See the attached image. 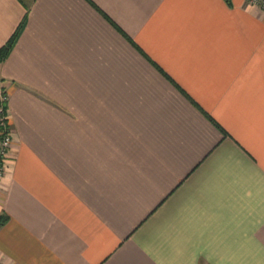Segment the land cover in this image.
Instances as JSON below:
<instances>
[{"label": "crops", "instance_id": "1", "mask_svg": "<svg viewBox=\"0 0 264 264\" xmlns=\"http://www.w3.org/2000/svg\"><path fill=\"white\" fill-rule=\"evenodd\" d=\"M12 143L0 264H264V10L0 0Z\"/></svg>", "mask_w": 264, "mask_h": 264}, {"label": "built area", "instance_id": "2", "mask_svg": "<svg viewBox=\"0 0 264 264\" xmlns=\"http://www.w3.org/2000/svg\"><path fill=\"white\" fill-rule=\"evenodd\" d=\"M247 2L255 4L264 10V0H247ZM7 100L6 91L0 87V179L5 171L4 168H6L12 143L11 128L7 121V108H4Z\"/></svg>", "mask_w": 264, "mask_h": 264}, {"label": "trees", "instance_id": "3", "mask_svg": "<svg viewBox=\"0 0 264 264\" xmlns=\"http://www.w3.org/2000/svg\"><path fill=\"white\" fill-rule=\"evenodd\" d=\"M228 1V0H226ZM26 14L24 15L23 19L21 20V22L19 23V25L17 26V28H15V31L11 34V36L7 39V41H5V43L0 46V61L4 60L10 53L12 47L14 46V44L16 43V40L18 39V36L21 32V28L24 27V24L26 22ZM4 108H7V104L4 105ZM5 220V216H1L0 217V222H3Z\"/></svg>", "mask_w": 264, "mask_h": 264}, {"label": "rangeland", "instance_id": "4", "mask_svg": "<svg viewBox=\"0 0 264 264\" xmlns=\"http://www.w3.org/2000/svg\"><path fill=\"white\" fill-rule=\"evenodd\" d=\"M1 87V86H0ZM2 88V87H1Z\"/></svg>", "mask_w": 264, "mask_h": 264}]
</instances>
